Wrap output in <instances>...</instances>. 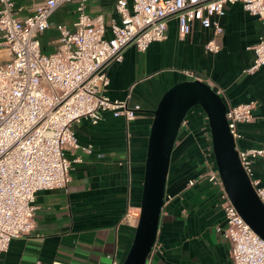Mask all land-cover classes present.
Listing matches in <instances>:
<instances>
[{"label":"crops","instance_id":"0c3cea01","mask_svg":"<svg viewBox=\"0 0 264 264\" xmlns=\"http://www.w3.org/2000/svg\"><path fill=\"white\" fill-rule=\"evenodd\" d=\"M42 1L15 0L16 7L22 8L21 16L33 13ZM116 1L88 2L87 12L104 22L107 37L112 36V21L119 22ZM75 7L72 2L56 11L51 27L71 26L77 17ZM220 23L223 32L216 36L218 52L205 49L212 29L196 23L183 37L177 20L172 19L165 40L153 42L145 52L131 46L122 62L109 67L107 94L128 100L130 106L140 104L142 111L130 122L106 113L97 124L85 118L74 124L80 144L92 146V153L67 151L70 159L82 158L73 164L72 180L64 188L37 192L34 230L14 239L0 255V262L123 263L137 226L123 217L128 207H141L153 110L174 84L194 79L186 70L218 88L227 105L255 102L254 120L239 124L237 146L245 150L264 145V66L252 74L245 72L254 59V51L248 47L258 42L264 25L240 3L227 4ZM51 43L53 39L48 45ZM0 55L6 56L7 50L0 49ZM203 117L197 127L179 131L157 240L147 264H234L231 243L218 230L226 226L222 190L204 175L211 168L212 144L208 119ZM187 125L185 119L182 126ZM251 168L264 186V157L252 160ZM192 179L194 184H190Z\"/></svg>","mask_w":264,"mask_h":264},{"label":"built area","instance_id":"2783aa9c","mask_svg":"<svg viewBox=\"0 0 264 264\" xmlns=\"http://www.w3.org/2000/svg\"><path fill=\"white\" fill-rule=\"evenodd\" d=\"M72 2L76 19L71 26L57 25L54 49L44 52L43 35L52 16ZM88 2L44 0L33 13L21 16L22 8L16 7L15 0H0V49L7 50L6 56L0 55V255L14 239L34 230L37 192L64 188L72 180L73 164L82 158L70 159L67 151L92 153V146L80 144L74 124L83 118L97 124L106 113L130 122L142 111L140 104L130 106L128 100L113 99L106 92L108 69L122 62L127 48L145 52L153 42L167 38L169 21L176 19L183 37L196 23L212 29L205 49L218 52L216 36L223 32L220 19L226 15L227 4L240 3L264 25V0H117L119 22L112 21V36L107 37L104 22L87 12ZM248 48L254 51V59L245 72L252 74L264 66V30ZM185 73L207 82L195 72ZM254 108L253 101L228 105V126L236 141L241 135L239 124L254 120ZM237 148L264 204V186L251 168L252 160L264 157V145ZM204 175L222 190L226 226L218 230L231 243L233 263L264 264V238L230 200L217 170L210 168ZM140 215L141 208L128 207L123 220L136 226Z\"/></svg>","mask_w":264,"mask_h":264},{"label":"water","instance_id":"95a60500","mask_svg":"<svg viewBox=\"0 0 264 264\" xmlns=\"http://www.w3.org/2000/svg\"><path fill=\"white\" fill-rule=\"evenodd\" d=\"M194 106H200L207 116L216 170L228 197L251 228L264 238V204L240 161L237 141L228 126L227 103L207 82L184 80L169 88L153 110L141 215L122 264H147L157 240L172 153L186 116Z\"/></svg>","mask_w":264,"mask_h":264},{"label":"rangeland","instance_id":"374dc122","mask_svg":"<svg viewBox=\"0 0 264 264\" xmlns=\"http://www.w3.org/2000/svg\"><path fill=\"white\" fill-rule=\"evenodd\" d=\"M49 39H53V44L51 45H48V41ZM48 41H47V51H44L46 53H49L51 51H53V48H54V41H55V38L54 37H51V38H48ZM202 108L200 106H194L187 114L186 116V122L188 123V125L186 126V128L184 126L181 127L180 129V134L183 133V132H186V130H188L189 127H192V128H195L198 126V124H200L204 117H203V114H202ZM205 121V120H204ZM207 121V120H206ZM208 122V121H207ZM203 143V146L205 145L206 146V141L203 140L202 141ZM210 160L212 162V164L210 165L211 168L213 170L216 169V164H215V161H214V155L211 154V157H210ZM200 161L204 162L205 163V160H204V157L203 156H200ZM207 169H204V172L206 171ZM202 171V169L200 170Z\"/></svg>","mask_w":264,"mask_h":264},{"label":"trees","instance_id":"16d2710c","mask_svg":"<svg viewBox=\"0 0 264 264\" xmlns=\"http://www.w3.org/2000/svg\"><path fill=\"white\" fill-rule=\"evenodd\" d=\"M51 21H53V16H52V18H51V20H50V22ZM58 33H57V27H54V28H52L51 26H50V28L46 31V33H45V35H44V38H43V49H44V51H47V41H48V38H50L51 36H56ZM203 112V114H204V116H206V114H205V112L204 111H202ZM210 143H211V140H210ZM211 153H212V155H213V152H212V150H211Z\"/></svg>","mask_w":264,"mask_h":264}]
</instances>
